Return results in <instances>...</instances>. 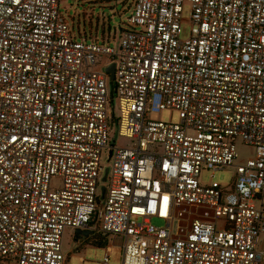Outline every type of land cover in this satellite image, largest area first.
I'll list each match as a JSON object with an SVG mask.
<instances>
[{
    "label": "built area",
    "instance_id": "1",
    "mask_svg": "<svg viewBox=\"0 0 264 264\" xmlns=\"http://www.w3.org/2000/svg\"><path fill=\"white\" fill-rule=\"evenodd\" d=\"M61 1L0 0V264H68L67 230L120 238L121 264H264V0H132L116 47ZM237 141L233 188L203 186Z\"/></svg>",
    "mask_w": 264,
    "mask_h": 264
},
{
    "label": "rangeland",
    "instance_id": "2",
    "mask_svg": "<svg viewBox=\"0 0 264 264\" xmlns=\"http://www.w3.org/2000/svg\"><path fill=\"white\" fill-rule=\"evenodd\" d=\"M61 13L68 22L72 33L80 40L88 38V41L98 40L100 42H110L112 46H117L119 37L124 30H129L128 18L133 12L132 0H63L60 3ZM191 5L186 3L183 8L181 21V40L187 41L191 38L194 27L191 20ZM115 116H120L119 106L115 105ZM149 119L156 122L174 123L180 122L178 111L163 110L160 113H151ZM111 141L116 146H127L129 139L119 137L117 129L111 132ZM238 157L234 166L220 170H203L200 175V183L203 186H214L225 190H231L236 180L237 168L239 164L246 163L255 157V150L246 146L240 141L236 142ZM105 169L108 167V156L102 157ZM60 179L52 180V187L60 186ZM154 224L161 226L163 223L157 219ZM224 223L219 222L218 228L223 229ZM76 231L67 230L63 237V252L67 256L68 264H103L106 254L110 257L109 264H121L123 248L120 244L115 245L113 239L109 242V247L99 248L86 244L85 239L75 241Z\"/></svg>",
    "mask_w": 264,
    "mask_h": 264
},
{
    "label": "trees",
    "instance_id": "3",
    "mask_svg": "<svg viewBox=\"0 0 264 264\" xmlns=\"http://www.w3.org/2000/svg\"><path fill=\"white\" fill-rule=\"evenodd\" d=\"M109 235L94 234L85 239L86 244L94 245L99 248H108L109 246Z\"/></svg>",
    "mask_w": 264,
    "mask_h": 264
},
{
    "label": "water",
    "instance_id": "4",
    "mask_svg": "<svg viewBox=\"0 0 264 264\" xmlns=\"http://www.w3.org/2000/svg\"><path fill=\"white\" fill-rule=\"evenodd\" d=\"M106 72L110 75V79L113 80L114 76H115V65H111L110 67H108L106 69ZM111 154H112V151H110V157H111ZM107 172H108V169H106V174H107ZM104 191H105V188L103 187L102 188V192L104 193ZM76 234H77L78 237H80V236L89 237L91 235V232H88V231H85V232L77 231Z\"/></svg>",
    "mask_w": 264,
    "mask_h": 264
},
{
    "label": "crops",
    "instance_id": "5",
    "mask_svg": "<svg viewBox=\"0 0 264 264\" xmlns=\"http://www.w3.org/2000/svg\"><path fill=\"white\" fill-rule=\"evenodd\" d=\"M80 237H81V236H80ZM80 237H78L77 234H76V239H75V241L78 242L79 240H83V239H81ZM86 238H87V237H86ZM86 238H85V239H86ZM112 239H113L115 245L121 244V239H120V238H115V237L113 238V237H110L109 242H110ZM107 249H111V247L108 246Z\"/></svg>",
    "mask_w": 264,
    "mask_h": 264
}]
</instances>
